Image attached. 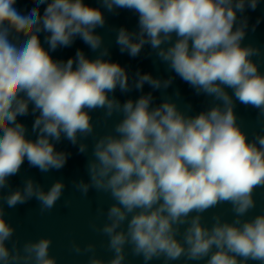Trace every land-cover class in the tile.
Instances as JSON below:
<instances>
[{"label": "clouds", "instance_id": "1", "mask_svg": "<svg viewBox=\"0 0 264 264\" xmlns=\"http://www.w3.org/2000/svg\"><path fill=\"white\" fill-rule=\"evenodd\" d=\"M18 2L0 0V264H57L52 238L21 244L6 209L32 200L41 214L55 208L62 179L47 189L32 177L15 187L11 180L25 163L41 173L63 169L72 155L57 147L63 141L86 157L87 179L73 188L112 201L97 209L105 222L91 224L107 237L111 258L98 257L94 243L71 242L75 254H91L87 264H125L126 248L144 264H264V212L246 218L264 187V127L250 136L236 110L264 119V52L245 42L264 21L250 23L247 13L264 0H28L23 10ZM121 10L137 20L111 29L120 54L134 59L147 48L166 78L130 73L112 59L97 29ZM78 39L96 55L81 48L67 59L53 55ZM177 78L204 98L199 111L180 106L179 89L167 94ZM97 111L105 121L119 116L102 135ZM29 116L30 129L21 119ZM225 203L231 221L214 214L211 226L203 222Z\"/></svg>", "mask_w": 264, "mask_h": 264}, {"label": "water", "instance_id": "2", "mask_svg": "<svg viewBox=\"0 0 264 264\" xmlns=\"http://www.w3.org/2000/svg\"><path fill=\"white\" fill-rule=\"evenodd\" d=\"M86 2L96 4V0H86ZM32 5L28 3V0H20L17 7L20 9L30 8ZM247 15L250 16V23H254L258 17H264V2L255 12L249 11ZM107 25L105 28L97 29V32L103 35L105 45L109 47L111 57L115 61H119L122 65L128 66L130 73H134L137 69L142 72H150L153 76H159L166 78L170 73L165 70V65L160 62H153L155 57H147L146 53L148 49L141 53L137 58H131L127 54H120L118 46L115 44L116 33L112 31L113 28H118L122 25L134 28L137 18L131 13L121 10L118 16L107 14ZM246 43L251 42L261 47L264 52V21L257 27L255 33L249 32ZM81 48L90 57L96 54L91 52L86 45L79 39L70 48L60 49L53 55L56 58L67 59L73 56L76 49ZM261 61V70L264 71V55L259 58ZM176 89L180 90L181 96L178 99V103L181 107H184L186 102L193 104L194 111H199L203 105V97H196L193 95L192 89L187 84L177 78L175 83L167 90V94H172ZM148 85H145L144 91H150ZM132 96H137L138 93H131ZM154 95L159 98L161 93L155 92ZM117 96L123 100L124 96L117 92ZM237 113L243 124L245 130L251 134L253 132H259L264 127V119L258 120L256 111L250 108H245L243 105H237ZM93 120L96 124V133L104 134L110 131L114 123L119 119V116H113L109 120L103 119L101 111L94 112ZM31 128L32 117L21 118ZM89 154L91 153V138L88 140ZM61 150L70 152L72 155L68 159L66 166L59 171H50L48 173H41L36 168H29L27 163L21 170L20 175L13 177L11 180L12 185L19 186L22 184V180L26 177H32L41 185L47 189L55 180L62 179L66 185L65 191L61 199L57 202L55 208L50 212L44 214L40 213V206L32 200L24 205H20L15 209H6V218L15 226L16 236L19 238L21 244L26 240H35L41 236H50L52 238V246L50 254L57 258V264H87L90 253L77 255L70 250L72 241L80 244L81 247L88 243H94L96 245V255L105 260L111 258L112 253L107 249V237L94 231L91 227L92 223L102 225L105 222L103 216H98L97 209L107 207L112 203L107 194L97 193L90 191L87 197L82 196L72 186L73 180H79L80 178L87 179L85 172L86 157L77 154V148L70 145L67 141H63L57 146ZM254 199L256 201V207L252 209L246 218H251L261 212H264V187L257 188L254 192ZM68 201L66 204L65 202ZM214 214H220L223 219L231 221L234 214L231 211L230 204H220L215 208L209 209L203 214V222L208 226H211ZM126 261L125 264H144L142 257H136L131 254L129 248H126ZM150 264H164L163 260H153ZM171 264H185V260L171 262ZM187 264H204L203 261L194 262L190 261ZM255 264V262H250Z\"/></svg>", "mask_w": 264, "mask_h": 264}]
</instances>
